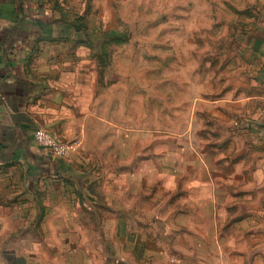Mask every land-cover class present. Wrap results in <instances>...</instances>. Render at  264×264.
I'll return each mask as SVG.
<instances>
[{
  "label": "rangeland",
  "instance_id": "rangeland-1",
  "mask_svg": "<svg viewBox=\"0 0 264 264\" xmlns=\"http://www.w3.org/2000/svg\"><path fill=\"white\" fill-rule=\"evenodd\" d=\"M23 1L33 65L106 121L63 193L0 166V264H264V0Z\"/></svg>",
  "mask_w": 264,
  "mask_h": 264
},
{
  "label": "crops",
  "instance_id": "crops-1",
  "mask_svg": "<svg viewBox=\"0 0 264 264\" xmlns=\"http://www.w3.org/2000/svg\"><path fill=\"white\" fill-rule=\"evenodd\" d=\"M30 8L23 0H0V166L20 170L25 186L48 188L45 193L49 197L63 193L69 177L79 182L80 176H74L81 168L73 159L49 156L36 144V131L43 129L63 142L83 140L85 124L102 118L94 112L84 114L81 120L74 117L77 108L74 112L71 106L79 104L70 73L60 74L57 66L33 65L35 42L46 22L28 17ZM251 41L264 65V30L255 33ZM56 80L68 84L66 90L59 88ZM91 90L87 88L86 99L94 97ZM253 99L264 103V95ZM77 122V134H65Z\"/></svg>",
  "mask_w": 264,
  "mask_h": 264
},
{
  "label": "built area",
  "instance_id": "built-area-1",
  "mask_svg": "<svg viewBox=\"0 0 264 264\" xmlns=\"http://www.w3.org/2000/svg\"><path fill=\"white\" fill-rule=\"evenodd\" d=\"M36 144L46 151L49 156L56 159H68L80 149V142H63L43 129L35 133Z\"/></svg>",
  "mask_w": 264,
  "mask_h": 264
}]
</instances>
